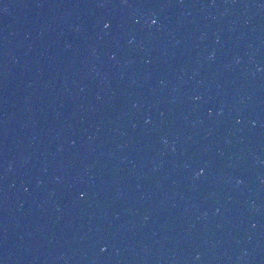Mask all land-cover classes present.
I'll return each instance as SVG.
<instances>
[{"label": "water", "instance_id": "95a60500", "mask_svg": "<svg viewBox=\"0 0 264 264\" xmlns=\"http://www.w3.org/2000/svg\"><path fill=\"white\" fill-rule=\"evenodd\" d=\"M0 264H264V0H0Z\"/></svg>", "mask_w": 264, "mask_h": 264}]
</instances>
